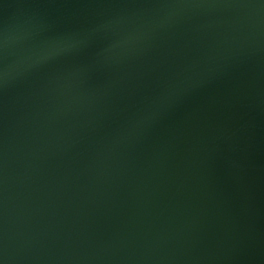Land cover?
Returning <instances> with one entry per match:
<instances>
[{
	"label": "water",
	"instance_id": "obj_1",
	"mask_svg": "<svg viewBox=\"0 0 264 264\" xmlns=\"http://www.w3.org/2000/svg\"><path fill=\"white\" fill-rule=\"evenodd\" d=\"M0 264H264V0H0Z\"/></svg>",
	"mask_w": 264,
	"mask_h": 264
}]
</instances>
